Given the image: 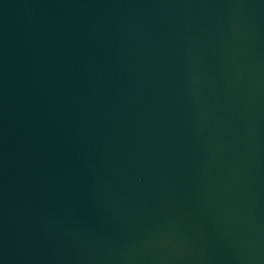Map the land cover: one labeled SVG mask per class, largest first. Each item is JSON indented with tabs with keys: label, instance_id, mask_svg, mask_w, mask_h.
Listing matches in <instances>:
<instances>
[{
	"label": "water",
	"instance_id": "1",
	"mask_svg": "<svg viewBox=\"0 0 264 264\" xmlns=\"http://www.w3.org/2000/svg\"><path fill=\"white\" fill-rule=\"evenodd\" d=\"M0 264H264V0H0Z\"/></svg>",
	"mask_w": 264,
	"mask_h": 264
}]
</instances>
